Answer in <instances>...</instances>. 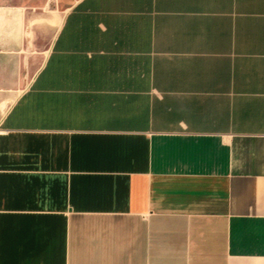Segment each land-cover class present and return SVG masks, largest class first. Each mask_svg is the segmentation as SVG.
Returning a JSON list of instances; mask_svg holds the SVG:
<instances>
[{
  "label": "crops",
  "instance_id": "crops-1",
  "mask_svg": "<svg viewBox=\"0 0 264 264\" xmlns=\"http://www.w3.org/2000/svg\"><path fill=\"white\" fill-rule=\"evenodd\" d=\"M0 264H264V0H0Z\"/></svg>",
  "mask_w": 264,
  "mask_h": 264
}]
</instances>
